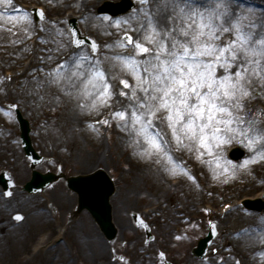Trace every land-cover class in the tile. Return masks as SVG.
I'll return each instance as SVG.
<instances>
[{
    "label": "rangeland",
    "instance_id": "374dc122",
    "mask_svg": "<svg viewBox=\"0 0 264 264\" xmlns=\"http://www.w3.org/2000/svg\"><path fill=\"white\" fill-rule=\"evenodd\" d=\"M102 1L13 0L14 6L23 5V8L13 7V12L16 14L21 15L25 9L30 12L32 6H39L45 12L46 16L43 20L34 22L30 29L33 34L27 39H25V33L17 31L14 27L12 29L9 21L0 19V24L4 25L0 27V127H9L21 157L15 160V163L18 162L15 165L11 163V160L0 165V172L7 170L11 173L16 184L9 197L4 195L0 186V201L4 202L0 209V219L3 217L0 222L6 225L7 233L14 234L11 236V242H21L27 238L31 244L30 255L38 246L49 242L57 245L51 253L49 263L37 260L34 264H56V261L63 258L65 260L62 264H92L96 256H98L95 260L96 264H103L101 259H98L102 258V254L105 255V262L121 264L110 261L111 248H117V251L121 252L130 264H151L155 263V258L159 263L156 254L164 246L167 247L166 251L170 256L175 251V257L171 259L173 264H224L225 260H228L230 264H236L237 261L240 264H251L252 262L261 264L260 252L264 251L253 249L252 245L255 242L264 241V212L246 208L238 202L245 195L254 196L259 194L258 192H262L261 197L264 198V183L241 186L231 196L226 191L227 184L224 183L229 181V178H217L214 172L208 173L206 169L208 168V157L198 160L194 153L190 154L186 150H181L175 153L177 160L183 161L184 166L195 177L197 176L196 181L191 180L192 188L187 182L188 176L179 169L176 175H171L154 159L146 160L136 155L128 142L127 133L120 127V121L111 115L129 102L128 97L121 95V92L130 93L131 89L122 81L127 79L129 85L135 83L133 78L122 72L118 64L116 67H111L113 61L105 64L114 95L111 98V104H106L98 110H82L77 107L74 98H64L62 102H57L51 94H45L43 91L39 95L30 93L29 90L33 83L31 77L34 75L33 68L39 63L37 58L50 54L54 56V60H58L63 59L72 51V48L68 47L62 48L58 53L45 52L46 49L58 47L57 42L59 41L67 42V37L59 36L57 29H64L67 33L69 17H77L82 33L92 36V40L100 45L101 57L114 56L116 52L121 51L135 54L136 50L133 46H129L126 50L118 48L113 50L104 48V45L122 39V33L114 27V21L128 19L137 11L140 2L131 11L112 16L98 13L97 6ZM251 1L253 0H241V5ZM50 21H57L58 24H51ZM41 23L47 26V31L39 27ZM123 27L133 36L134 40L137 38V33L133 31L135 25H123ZM17 40L22 42L14 43ZM88 47L91 46L88 44ZM40 75L43 77V72ZM256 93L264 99L263 89L260 92L257 90ZM251 106L252 101L248 104L250 109ZM262 106L264 107V101H262ZM15 108L28 120L33 147L43 156L42 162L35 167L37 170L40 172L55 171L57 167H61L65 174L93 171L98 168L105 170L115 185L111 203L115 208L120 206L122 210L125 209L129 221H132L128 214L129 210L136 208L141 210L140 207L148 205L160 210L158 212L160 215L155 221L161 226L152 228L154 240L144 241L145 233L141 228L133 229L130 226L124 230L118 226L121 234L119 233L120 239L115 244L108 243L104 239L92 242L79 225L82 224V213L80 218L74 216L69 223H66V220L63 221L65 225H68L69 232L58 237V240H49L46 234L51 232L53 222L60 220L59 223H63V219L58 216V207L70 205L68 201L74 194L67 189L62 179L40 193L29 194L21 189L23 183L30 178L31 166L21 146ZM105 119L109 120L108 124L103 123ZM233 145L245 149L246 153L242 158L233 160L227 156L228 149ZM221 148L222 153L215 154L223 158V164L225 160H230L239 165L254 155L246 144H241L236 140L221 145ZM257 159L264 161V159ZM209 166L216 169L214 164ZM196 171H199L197 175ZM39 198L42 199V203L35 205L34 202ZM225 203L235 205L231 212H226L227 214L221 213ZM202 205L207 210H201ZM47 206H53L54 213L50 212ZM15 212L24 215L21 222H16L12 218ZM246 213L258 214L261 219L246 218L252 221V224L242 229L246 230L248 235L253 234L247 236V241L243 242V240L240 241L242 237L235 233H228L227 228L234 219L235 229L247 223L244 219ZM186 215L191 217L183 219ZM212 220L216 221L217 233L212 238L206 256L204 258L192 256L189 250L196 245L199 237L205 234L208 223ZM169 226L174 227L175 232H168L170 231ZM74 227H77V232H71ZM133 230L139 235H136ZM235 232L241 233L237 230ZM134 239L137 241H133ZM59 245L63 246V252L58 250ZM13 248L16 247L13 246ZM187 248L189 250L187 254H184ZM0 253L6 254L2 251ZM230 254L234 256L229 258Z\"/></svg>",
    "mask_w": 264,
    "mask_h": 264
},
{
    "label": "snow or ice",
    "instance_id": "6c2138e0",
    "mask_svg": "<svg viewBox=\"0 0 264 264\" xmlns=\"http://www.w3.org/2000/svg\"><path fill=\"white\" fill-rule=\"evenodd\" d=\"M13 7L23 5L0 0V19L10 21L27 39L35 18L26 9L17 15ZM37 14L45 18L43 9ZM123 25H135V40ZM39 27L47 31L45 24ZM114 27L123 38L104 48L133 46L135 54L121 51L101 57L94 40L80 38L76 29L67 33L57 29L67 42L59 41L58 47L45 52L68 47L72 51L58 60L50 54L38 57L30 93L43 91L57 102L74 98L82 110H98L112 103L114 92L105 64L113 61L111 67L118 64L135 83L122 81L131 89L121 92L129 102L111 115L120 121L139 157L154 159L171 175L179 169L193 181L196 177L177 160L176 152L186 150L198 160L208 157L212 164L220 162L215 153H222L221 145L234 140L246 144L254 154L250 159L239 165L225 160L223 171L213 169L217 178L224 179L256 158L264 159V110L255 114L248 107L257 86L264 85V14L256 17L251 9L241 7V0H140L137 11L123 21L116 19ZM16 219L23 216L18 213ZM260 256L264 259V252Z\"/></svg>",
    "mask_w": 264,
    "mask_h": 264
},
{
    "label": "bare ground",
    "instance_id": "6f19581e",
    "mask_svg": "<svg viewBox=\"0 0 264 264\" xmlns=\"http://www.w3.org/2000/svg\"><path fill=\"white\" fill-rule=\"evenodd\" d=\"M241 7L245 8V9H251L256 17H260L261 14H264V1L263 0H253L251 2H248L246 4L241 5ZM17 15H19V14H17ZM10 24H11V28L13 29L11 22H10ZM254 83H256V82H254ZM262 89L264 90V85H258L257 86L258 92H260ZM255 96H256V98L254 100H252L251 110L255 114H260L261 111L264 110V107L262 106V101H264V99H262L257 93L255 94ZM19 154L20 153H19V150L16 146L15 141L13 140L11 130L9 129V127L1 126L0 127V165L5 163V161L8 162L10 160H11L12 164H14V165L17 164L18 162L15 163V160L16 159L19 160L21 158ZM222 162H223V158L220 157L219 163L214 162L212 164L215 165V168L217 170H221V169H223V166H224V164ZM207 165H208V168H206V169L208 170V173L213 172L214 167L209 166L210 165L209 162L207 163ZM195 170L196 169H194V171ZM198 173H199V171H196V175ZM191 174L193 175V173H191ZM225 175H228V174H225ZM196 178H197V176H196ZM228 178H229V181L224 182V183L227 184L226 191L229 192V195H231V196H233L235 190L241 186L244 187V186H252V185H262L264 183V161H262V160L259 161V159L256 158L255 160H253L251 163H249L245 167L237 168L236 174L234 176H228ZM187 182H188L189 186H191L193 188V185L191 184V179L189 177H187ZM41 203H42L41 198L37 199V201L34 202L35 205H40ZM3 204H4V202L0 201V209H2ZM233 207L234 206L230 207L229 210H227L226 212L227 213L231 212L233 210ZM247 217H253V218H256V220L261 219L258 216V214L254 215L251 213H246L245 218L244 217H242V218H244L247 221V223L242 224L241 227L238 226L237 229H235L236 224L234 223V221H235V219H234V221L231 222L229 224V227L227 228L228 233L237 234L239 237H242L240 239V241L243 240V242L247 241L246 240L247 236H251L253 234L252 233L251 235H248L249 233L247 234V231L242 229L245 226H247V225L249 226L252 224V221H250L249 219H246ZM239 218H241V217H239ZM3 223L4 222H0V252L2 251L6 254L0 253V264H34V262L37 260H42V261H45L46 263H49L51 253H52L54 247H56L57 245H55L53 243H49V244L38 246L39 248L37 247L35 249L34 253L30 255L29 251H30L31 244H30V242L27 241V238L21 242L20 241H17L16 243L11 242V236H14V234L10 233V232L7 233L6 232L7 227ZM236 230L238 232H241V233H236L235 232ZM55 233L59 234L60 228L57 227L55 229ZM226 242L228 243L229 241H226ZM13 246H15L16 248H13ZM252 247H253V249L255 248L256 250H263L264 251V241L263 242H261V241L255 242L254 245H252ZM70 248H71V246L69 245V249ZM58 250L63 252L64 251L63 246L59 245ZM229 251L232 254L231 249ZM12 253H13V256L11 257ZM239 253H241V252H239ZM228 255H229V253H228ZM232 256H234V255H231L229 258H231ZM64 260H65V258H63L60 261L58 260L55 263L56 264H62L64 262ZM223 263L224 264H230V262L228 260H225ZM260 263L264 264V259H262ZM251 264H253V262Z\"/></svg>",
    "mask_w": 264,
    "mask_h": 264
},
{
    "label": "water",
    "instance_id": "95a60500",
    "mask_svg": "<svg viewBox=\"0 0 264 264\" xmlns=\"http://www.w3.org/2000/svg\"><path fill=\"white\" fill-rule=\"evenodd\" d=\"M133 6H134V2L130 0H121L116 3L105 2L104 5L100 7L99 11L108 12L111 14H118L129 10ZM72 29L78 30L74 20L70 21V30ZM80 38L88 39L86 37H80ZM18 119L21 128V139L23 141V147L26 151V155L30 158L32 164L35 165L38 162H40L42 158L41 156L37 155L33 150L28 135L29 127L27 121L21 117L19 112H18ZM242 154H243L242 152L240 153L235 152L234 154H232V156L234 158H238ZM3 179L4 178L1 176L0 182L4 184L5 180L3 181ZM55 179L56 177L52 173L41 174L38 171L33 170L32 180L25 185V189L31 192L39 191L42 190L45 186H47L50 182L54 181ZM68 181L70 185L78 191L79 200L81 203L80 205L82 207L85 205L86 206L89 205V207H95V206L101 207L99 209H96L94 213L98 214L99 213L98 211H102L106 215V219H105L106 223H105V227L103 228L107 229L113 235L114 227L111 223L109 196L112 194L114 190V185L112 180L108 177V175L103 170L99 169L90 176L72 178L69 179ZM9 186H10V182L5 184V188H8ZM251 207H256L260 209L261 205L251 206ZM208 239L202 240L199 247L201 246L204 248L208 243L207 241Z\"/></svg>",
    "mask_w": 264,
    "mask_h": 264
},
{
    "label": "flooded vegetation",
    "instance_id": "af4514ba",
    "mask_svg": "<svg viewBox=\"0 0 264 264\" xmlns=\"http://www.w3.org/2000/svg\"><path fill=\"white\" fill-rule=\"evenodd\" d=\"M59 208L60 209H64V210H61V212L59 211L61 218H63V219L66 218V220L68 222H71V220H73L74 216L76 215L74 205H71V206L62 205ZM112 214H113L114 221L116 223H118L119 226L122 229L127 230L130 226H132L133 229H136L133 226V223H131L132 221H129V219L127 218L128 216L125 214V209L122 210L120 206L117 207V208H115V206H114ZM149 217L152 219V223L155 225L157 223L155 220L159 216L158 215H152V216H149ZM81 223H82V225H86L87 224L89 226V229H90L89 235H90L91 238H94L95 237L94 228L96 226V222H95L93 217L88 212H87V215L82 218ZM133 232H135L136 235H139L135 230H133ZM133 241H137V239H134ZM166 248L167 247L164 246L162 248V250H164L166 252ZM184 252H185L184 254H187L188 248L185 249ZM174 253H175V251H173V255L170 256V257H175ZM181 254H182V252H181ZM196 260L198 261V259H196Z\"/></svg>",
    "mask_w": 264,
    "mask_h": 264
}]
</instances>
